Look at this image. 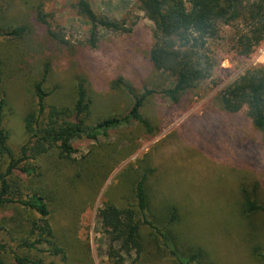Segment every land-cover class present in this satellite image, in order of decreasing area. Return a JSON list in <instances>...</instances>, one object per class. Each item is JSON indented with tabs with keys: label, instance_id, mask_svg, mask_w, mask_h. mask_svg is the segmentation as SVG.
Segmentation results:
<instances>
[{
	"label": "rangeland",
	"instance_id": "1",
	"mask_svg": "<svg viewBox=\"0 0 264 264\" xmlns=\"http://www.w3.org/2000/svg\"><path fill=\"white\" fill-rule=\"evenodd\" d=\"M88 2L96 15L125 22L130 33L98 29L92 47L91 26L80 15L76 0H0V31L26 27L22 39L0 38L4 62L0 99L6 101L3 125L9 133L8 145L17 153L25 142L23 119L36 108L33 85L41 80L45 67L43 87L50 94L46 104L72 108L81 83L92 101L88 124L130 111L131 96L122 88L112 89L117 80L138 95L152 92L139 110L152 131L131 122L95 141H74L76 153L69 161L59 160L56 150L37 159L39 181L17 175L25 184L33 181L53 194L50 222L66 249L63 259L37 253L31 257L55 264H112L97 212L105 203L119 209L134 206L135 183L151 170L149 220L163 223L175 206L181 243L208 252L212 264H257L251 253L264 254V219L242 218L240 191L256 185L257 200L264 205V134L252 125L246 108L229 114L219 100L226 86L257 65L252 57L258 48L247 58L237 53L238 37L247 27L242 22L218 25V39L203 52L215 63L211 77L173 104L160 94L173 80L149 62L154 25L136 0ZM39 3L46 25L35 18ZM12 215L11 210H0V226ZM148 233L143 227L141 235L152 241ZM1 240H10L4 230H0ZM3 259L14 264L10 252ZM130 262V258L124 260V264ZM138 264L171 263L151 250Z\"/></svg>",
	"mask_w": 264,
	"mask_h": 264
},
{
	"label": "trees",
	"instance_id": "2",
	"mask_svg": "<svg viewBox=\"0 0 264 264\" xmlns=\"http://www.w3.org/2000/svg\"><path fill=\"white\" fill-rule=\"evenodd\" d=\"M136 3L153 22L155 44L148 58L156 71L173 80L172 86L160 93L173 104L211 77L215 63L203 52L209 42L218 39L219 24L229 26L242 22L247 27L237 40L240 56L249 57L252 49L258 48L264 41V0H136ZM76 8L91 26L89 41L92 47L98 29L117 34L130 33L125 22L96 15L88 0H76ZM34 12L36 20L46 25L41 3L37 4ZM25 32V25L15 26L0 31V38L11 42L22 39ZM3 64L0 59V88ZM47 74L48 68L45 67L41 80L33 85L36 108L23 119L26 139L17 153L8 145L9 133L3 125L6 101L3 97L0 99V210H11L13 213L0 226V230L6 231L10 238L9 242H0V264H5L3 255L8 252L14 264H55L33 258L31 253L62 259L65 256L66 249L58 241L50 222L55 198L49 189L38 183H35L38 188L35 187L33 181H39L37 179L42 177V173L34 161L54 150L59 160L69 161L76 153L72 147L74 141L82 138L95 141L109 130L131 122L143 126L148 132L152 131L139 111L152 92L144 91L138 95L131 86H120L122 81L117 80L112 89L122 88L131 96L133 103L130 111L122 117L88 124L92 101L83 85L76 86V101L72 108L47 105L46 98L50 94L43 87ZM219 100L222 109L229 114L246 108L252 125L264 134V66L256 65L246 70L220 92ZM152 172L148 170L136 181L134 206L119 209L105 203L97 212L102 233L109 242L108 261L124 264V260L130 258V264H138L147 258L149 251L154 250L157 256L171 264H212L208 262V252L194 244L181 243L177 233L180 216L175 206L170 208L163 223L154 218L148 219L150 197L147 184ZM17 175L35 180L25 184ZM240 194L242 218L246 220L258 216L264 219V205L257 200V186L250 190L243 188ZM143 227L149 230L148 236L152 241L156 239L155 246H151L152 241L145 240L141 235ZM251 259L254 263L264 264V254L258 250L252 251Z\"/></svg>",
	"mask_w": 264,
	"mask_h": 264
},
{
	"label": "built area",
	"instance_id": "3",
	"mask_svg": "<svg viewBox=\"0 0 264 264\" xmlns=\"http://www.w3.org/2000/svg\"><path fill=\"white\" fill-rule=\"evenodd\" d=\"M255 55L252 57V64L255 66L257 65H263L264 64V42L258 49H256V52H254Z\"/></svg>",
	"mask_w": 264,
	"mask_h": 264
}]
</instances>
